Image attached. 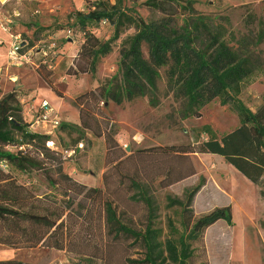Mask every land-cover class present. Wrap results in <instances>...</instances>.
I'll return each mask as SVG.
<instances>
[{"label": "rangeland", "instance_id": "rangeland-1", "mask_svg": "<svg viewBox=\"0 0 264 264\" xmlns=\"http://www.w3.org/2000/svg\"><path fill=\"white\" fill-rule=\"evenodd\" d=\"M94 1L7 0L6 5L0 2V29L19 36L14 41L25 42L28 52L24 58H13L11 51L3 55L0 49V99L10 91H17L24 120L31 123L29 129L51 135L47 146L61 154L45 161L54 169L61 163L64 172L77 182V185L67 183L72 189L65 196L61 194L64 187L57 185L53 189L45 172L13 171L19 183L42 198L39 203L42 209L47 204L67 209L64 227L67 246L12 248L0 243V260L16 259L32 264H132L130 259L144 258L145 248L140 241L110 234L102 200L96 192H89L92 188L102 189L103 199L113 202L120 219L142 230L147 208L143 202L132 199L134 190L130 184L132 178H137L151 187L160 205L159 222L165 233L168 217L174 218L184 232L182 220L183 225L189 223L191 228L202 215L229 204L230 198L234 225L219 220L207 228L200 239L192 242L191 264H264V198L259 195V188L238 174L222 156L195 152L198 144L208 138L202 132L205 125L219 136L240 126L238 114L220 99L208 103L200 117L183 119V102L168 89L162 68L157 106L151 105L147 97L121 105L112 100L107 103L95 100L91 104L98 122H91L94 130H85V142L75 145L77 134L59 129L64 121L81 125L77 98L118 74L122 41L135 33L131 28L121 35L113 51L102 58L95 75L72 74L84 39L73 25V13L88 11ZM144 1L127 4L134 5L146 20L159 17L160 13L145 6ZM195 8L204 14L228 15L237 32L246 33L249 28L257 33L260 22L264 23V0H197ZM251 16H255V22L248 27L247 19L250 21ZM92 30L102 40L114 32L106 21ZM256 49L264 57V43ZM52 90L62 96L56 98ZM240 98L253 111L263 105L264 73L245 85ZM5 148L18 150L14 146ZM202 177L205 186L196 195L192 211L182 214L180 207L166 206L168 196L184 199L187 189L196 186Z\"/></svg>", "mask_w": 264, "mask_h": 264}, {"label": "trees", "instance_id": "trees-1", "mask_svg": "<svg viewBox=\"0 0 264 264\" xmlns=\"http://www.w3.org/2000/svg\"><path fill=\"white\" fill-rule=\"evenodd\" d=\"M128 1L136 3L138 0H95L88 11L73 13V25L84 35L73 67L74 75H95L102 58L113 51L121 35L131 28L135 33L122 41L118 74L77 98L81 125L64 121L59 129L70 135L76 133L75 145L85 142V130H94L91 122H98L91 104L95 100L104 103L112 100L121 105L124 101L147 97L151 105L157 106L161 69L164 68L168 89L183 102V119L200 117L201 110L215 99H220L238 114L240 126L222 136L205 125L202 132L208 138L198 144L195 152L222 156L253 182L264 198V103L253 111L240 98L245 85L264 73V57L256 49L264 43V23L260 22L261 27L254 33L248 28L255 22V16H251L250 21L247 19L248 31L237 32L228 15L198 11L195 8L197 0H145V6L160 13L159 17L146 20L134 5L127 4ZM103 21L114 28L107 40L100 39L92 30ZM25 47L20 48L21 54L26 53ZM30 126L31 123L24 120L17 91L6 93L0 99V243L12 248L45 245L64 249L67 246L64 232L67 209L49 204L42 209L39 205L42 198L19 183L13 171L45 172L53 189L57 185L64 187L61 194L65 196L72 189L67 183L77 185V182L64 172L61 163L55 169L49 167L45 159L61 154L47 146L51 135L31 131ZM6 146L18 150L14 152ZM130 184L134 190L132 199L143 202L147 208L146 225L142 230L120 219L113 202L103 199L102 189L92 188L89 192H96L102 200L110 234L125 235L143 244L144 258L130 259L132 264H191L192 242L200 239L207 228L219 220L234 225L233 207L229 203L202 215L191 228L189 223L183 225L182 220L184 232L174 218L168 217V232L165 233L159 222L160 205L149 184L137 178H132ZM203 186L204 177L196 186L187 189L184 199L168 196L166 206L169 209L178 206L182 214L192 211L194 199ZM0 264L32 263L8 259L0 260Z\"/></svg>", "mask_w": 264, "mask_h": 264}, {"label": "crops", "instance_id": "crops-1", "mask_svg": "<svg viewBox=\"0 0 264 264\" xmlns=\"http://www.w3.org/2000/svg\"><path fill=\"white\" fill-rule=\"evenodd\" d=\"M3 5H6L7 0L2 2L0 1ZM11 13V12H10ZM14 37L17 39L19 36H12V34L3 31L2 29H0V49H3V51L1 52V54L6 55L7 51H11L12 46L16 43V41H14ZM22 44L25 42L19 41ZM11 48V49H10ZM8 53V52H7ZM53 91V90H52ZM54 96H59L56 92H54ZM57 98V97H56ZM230 166H232L234 168V170H236L238 172V174L240 173L246 180H248V182L252 183L256 188L257 186L251 182L245 175H243L239 170H237L233 165L229 164ZM220 190V189H219ZM221 192H223L222 190H220ZM229 203H231L230 198H229ZM232 205V204H231Z\"/></svg>", "mask_w": 264, "mask_h": 264}, {"label": "built area", "instance_id": "built-area-1", "mask_svg": "<svg viewBox=\"0 0 264 264\" xmlns=\"http://www.w3.org/2000/svg\"><path fill=\"white\" fill-rule=\"evenodd\" d=\"M1 15H2V13L0 12V18H1ZM19 38V37H18ZM24 45L21 43V42H16L13 46H12V49H11V55H12V57L13 58H16V57H20V58H24V57H26V54L28 53V52H26V53H23V54H21L20 52H19V50H20V48L21 47H23Z\"/></svg>", "mask_w": 264, "mask_h": 264}, {"label": "water", "instance_id": "water-1", "mask_svg": "<svg viewBox=\"0 0 264 264\" xmlns=\"http://www.w3.org/2000/svg\"><path fill=\"white\" fill-rule=\"evenodd\" d=\"M23 45H25V43H23ZM128 150H129V148H128Z\"/></svg>", "mask_w": 264, "mask_h": 264}]
</instances>
